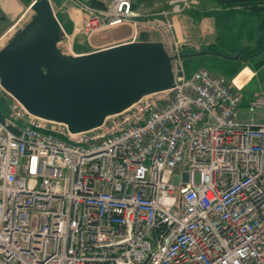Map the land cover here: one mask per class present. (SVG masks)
<instances>
[{
    "label": "built area",
    "instance_id": "2783aa9c",
    "mask_svg": "<svg viewBox=\"0 0 264 264\" xmlns=\"http://www.w3.org/2000/svg\"><path fill=\"white\" fill-rule=\"evenodd\" d=\"M74 2L85 37L132 23L138 40L133 0ZM169 4L148 22L173 88L99 127L72 133L0 86V264H264V123L251 115L264 92L238 120L246 84L187 72L174 15L189 0ZM59 46L73 52L67 34Z\"/></svg>",
    "mask_w": 264,
    "mask_h": 264
},
{
    "label": "water",
    "instance_id": "95a60500",
    "mask_svg": "<svg viewBox=\"0 0 264 264\" xmlns=\"http://www.w3.org/2000/svg\"><path fill=\"white\" fill-rule=\"evenodd\" d=\"M29 9V21L0 49V86L31 115L79 133L145 95L173 88L172 58L148 32L141 31L135 42L70 55L59 46L66 32L50 1L32 0ZM203 54L242 59L206 51L194 56Z\"/></svg>",
    "mask_w": 264,
    "mask_h": 264
},
{
    "label": "rangeland",
    "instance_id": "374dc122",
    "mask_svg": "<svg viewBox=\"0 0 264 264\" xmlns=\"http://www.w3.org/2000/svg\"><path fill=\"white\" fill-rule=\"evenodd\" d=\"M13 6H8L4 10H1L0 13L3 18H5V23L0 25V49L7 43V41L13 36V34L20 28H22L30 19L33 12L29 9V4L32 0H13ZM55 16L61 26L64 28L65 32H68V29L64 26L69 22L73 23L72 32L68 34L69 41L72 42V53L65 52L70 55H81L86 53H91L100 49L108 48L114 45L126 43L132 41L133 35V25L132 23H127L125 25L105 29L92 35L90 37H85L79 32L82 21L84 20V12L81 11L78 1L83 4L89 5L91 0H49ZM104 4H109L110 0H98ZM172 0H149L148 2L138 4L139 0H133L137 6L139 17L136 18L138 23V31L149 30L151 31V40L158 42L161 41L162 37L160 33L150 27L148 21H151L155 14L169 8V2ZM22 5V6H21ZM201 7V0H189V5L180 13L174 15V24L179 27L181 33V52L193 51L197 54L201 51L202 48L212 44L216 41V29L214 24V19L211 17H203L200 21L192 17V12ZM220 9L219 5L216 3H205L202 10L210 9ZM191 12V13H190ZM206 23V24H205ZM14 27V28H13ZM11 30H8L10 29ZM176 29V28H175ZM70 31V30H69ZM179 32V31H178ZM66 44V43H65ZM192 55V54H191ZM240 55L242 58L243 56ZM236 56V55H234ZM263 55L259 58L263 59ZM241 60V59H239ZM257 60V59H256ZM205 58L193 57L190 62V67L197 69V67H205L202 65V62H207ZM254 60H249L245 67L255 68L258 67L254 63ZM243 67L236 77L242 72L245 68ZM217 72V71H216ZM264 75V68L261 71ZM215 74V73H213ZM217 75V74H216ZM260 76V75H259ZM235 79V78H231ZM264 90V76L263 78H251L248 82V85L243 90V105L240 109V113L237 116V119L240 121H247L250 119V113L248 111V104L252 98V94L257 91ZM255 117L257 122L264 123V110L255 109L254 113H251ZM195 180L198 181V176H195Z\"/></svg>",
    "mask_w": 264,
    "mask_h": 264
},
{
    "label": "trees",
    "instance_id": "16d2710c",
    "mask_svg": "<svg viewBox=\"0 0 264 264\" xmlns=\"http://www.w3.org/2000/svg\"><path fill=\"white\" fill-rule=\"evenodd\" d=\"M148 1L139 0L138 4ZM211 2L218 4L220 9H200L204 8L205 3ZM89 4L96 8L105 7V4L98 0H91ZM133 8L137 9L134 2ZM200 8L192 12V17L198 21L203 17L213 18L217 33L216 41L201 51L222 53L225 56H243L241 60H229L217 54H203L197 58L208 60V63L202 62L204 68L228 80L235 78L249 60L255 61L258 71H263L264 57H259L264 53V0H201ZM194 53L196 52L186 50L182 53L188 73L194 70L189 62L196 57ZM258 71L253 78L259 75L258 78H263L262 72ZM9 113L8 102L0 95V120H4Z\"/></svg>",
    "mask_w": 264,
    "mask_h": 264
},
{
    "label": "crops",
    "instance_id": "0c3cea01",
    "mask_svg": "<svg viewBox=\"0 0 264 264\" xmlns=\"http://www.w3.org/2000/svg\"><path fill=\"white\" fill-rule=\"evenodd\" d=\"M14 1L13 0H0V11L1 10H4L5 8H7L8 6H13V3ZM0 16L2 17V15H1V13H0ZM3 23H5V18H3V19H0V25L1 24H3ZM206 24V23H205ZM67 29H68V32H66L67 34H71V30H72V26H73V23L72 22H69V23H67L66 25H64ZM1 28V27H0ZM63 28V27H62ZM175 28H176V33H177V36L180 38L181 37V33H180V30H179V27L178 26H175ZM64 29V28H63ZM9 30V29H8ZM70 30V31H69ZM179 31V32H178ZM245 69H248L249 70V74H248V80L244 83V84H248V82H249V80L251 79V78H253L254 76H255V74H256V71H258V70H256L255 68H250V67H245L243 70H245ZM242 70V71H243ZM262 70V69H261ZM260 70V71H261ZM260 71H258V72H260ZM259 76H256V78H258Z\"/></svg>",
    "mask_w": 264,
    "mask_h": 264
},
{
    "label": "bare ground",
    "instance_id": "6f19581e",
    "mask_svg": "<svg viewBox=\"0 0 264 264\" xmlns=\"http://www.w3.org/2000/svg\"><path fill=\"white\" fill-rule=\"evenodd\" d=\"M22 3V0H21ZM22 6V5H21ZM248 74H249V70L245 69L242 72H240V74L235 78L234 83L237 86H242L247 80H248Z\"/></svg>",
    "mask_w": 264,
    "mask_h": 264
}]
</instances>
